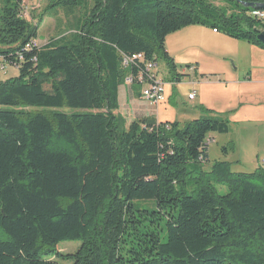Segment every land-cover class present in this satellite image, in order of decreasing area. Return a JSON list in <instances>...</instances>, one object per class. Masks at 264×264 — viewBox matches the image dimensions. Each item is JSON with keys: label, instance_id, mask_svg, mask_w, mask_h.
I'll use <instances>...</instances> for the list:
<instances>
[{"label": "trees", "instance_id": "16d2710c", "mask_svg": "<svg viewBox=\"0 0 264 264\" xmlns=\"http://www.w3.org/2000/svg\"><path fill=\"white\" fill-rule=\"evenodd\" d=\"M253 1L56 0L84 11L68 33L37 45L20 0H0V56L18 68L0 81V264H59L57 244L73 240L71 264H264V169L200 166L206 137L228 132V120L181 127L116 113L127 77L141 93L145 61L164 59L170 82L188 74L165 48L184 26L264 49V22L245 5Z\"/></svg>", "mask_w": 264, "mask_h": 264}, {"label": "rangeland", "instance_id": "374dc122", "mask_svg": "<svg viewBox=\"0 0 264 264\" xmlns=\"http://www.w3.org/2000/svg\"><path fill=\"white\" fill-rule=\"evenodd\" d=\"M208 1L216 6H226L225 0ZM55 2H19V13L36 29L37 45L68 33L84 11L82 8L67 10ZM263 28L260 26L257 30ZM165 48L176 65V72L179 74L184 68L188 74L179 75L178 82H170L165 60L156 57L158 75L165 83V101L158 107L159 117L177 121L181 127L206 115L225 118L228 132L212 133L214 140L208 143V158L200 162L201 168L210 170L215 161L228 162L232 172L249 173L261 167L264 160V49L221 31L215 33L210 26L200 24L187 25L169 33L165 37ZM1 49L3 46L0 45ZM4 66V70H0V81L18 75L15 65L4 62ZM247 75L251 76L250 81H246ZM189 93L193 99L189 98ZM32 110L48 113L46 109ZM60 110L73 111L67 107ZM212 183L220 193L226 192L225 184L217 180ZM134 202L141 208L147 206V201ZM79 244L77 240L59 242L53 259L59 264H71L68 256Z\"/></svg>", "mask_w": 264, "mask_h": 264}, {"label": "built area", "instance_id": "2783aa9c", "mask_svg": "<svg viewBox=\"0 0 264 264\" xmlns=\"http://www.w3.org/2000/svg\"><path fill=\"white\" fill-rule=\"evenodd\" d=\"M264 1H253L252 3H258ZM20 12V11H19ZM21 15V14H20ZM252 18H255L259 21H264V15H255L249 14ZM36 43V41H34ZM133 60H143V54L139 53L133 55L132 57L123 56L122 62L123 64H127L128 62H132ZM4 60L0 61V70H4ZM145 72L139 73L136 80L141 84V95L142 97L148 101L150 104L157 106L158 104L164 101V82L158 76L156 69L157 63L156 61H145L144 63ZM132 81L131 77H127L125 79L126 83H130ZM206 142L209 143L213 141V136L208 135L206 137ZM261 167L264 168V161L261 162Z\"/></svg>", "mask_w": 264, "mask_h": 264}, {"label": "crops", "instance_id": "0c3cea01", "mask_svg": "<svg viewBox=\"0 0 264 264\" xmlns=\"http://www.w3.org/2000/svg\"><path fill=\"white\" fill-rule=\"evenodd\" d=\"M245 78L246 81L251 80L250 75H247ZM241 83L252 84L246 82H241ZM117 100H118V109L116 110V113L122 116L127 123L133 119H137L143 116H152L157 121L166 120V119H162L158 115V107L161 103L158 104L157 106L150 104L141 96L140 87L137 85H129L125 82L121 83L117 88Z\"/></svg>", "mask_w": 264, "mask_h": 264}, {"label": "water", "instance_id": "95a60500", "mask_svg": "<svg viewBox=\"0 0 264 264\" xmlns=\"http://www.w3.org/2000/svg\"><path fill=\"white\" fill-rule=\"evenodd\" d=\"M247 7H257V8H260V9H264V3L263 2H258V3H246L245 4ZM257 39L259 42H261L262 44H264V29L262 30H258L257 31Z\"/></svg>", "mask_w": 264, "mask_h": 264}, {"label": "bare ground", "instance_id": "6f19581e", "mask_svg": "<svg viewBox=\"0 0 264 264\" xmlns=\"http://www.w3.org/2000/svg\"><path fill=\"white\" fill-rule=\"evenodd\" d=\"M255 7V6H253ZM251 14H255V15H264V9H260V8H253L251 9ZM215 31V30H213ZM216 32V31H215ZM175 83V82H173ZM127 84H130V83H127ZM142 96V95H141ZM189 97L192 98V94H189ZM164 101H165V96H164ZM163 101V102H164ZM264 161V160H263ZM262 168V167H261ZM264 169V168H263Z\"/></svg>", "mask_w": 264, "mask_h": 264}]
</instances>
